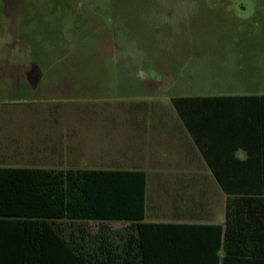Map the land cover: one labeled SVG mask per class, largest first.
<instances>
[{"label": "rangeland", "instance_id": "1", "mask_svg": "<svg viewBox=\"0 0 264 264\" xmlns=\"http://www.w3.org/2000/svg\"><path fill=\"white\" fill-rule=\"evenodd\" d=\"M245 91L264 93V0H0V132L53 115L154 116L148 180L186 177L200 165L179 166L190 148L172 98Z\"/></svg>", "mask_w": 264, "mask_h": 264}, {"label": "trees", "instance_id": "2", "mask_svg": "<svg viewBox=\"0 0 264 264\" xmlns=\"http://www.w3.org/2000/svg\"><path fill=\"white\" fill-rule=\"evenodd\" d=\"M242 99L219 95L171 101L200 156L220 181L221 173L212 161L218 157L211 156L209 149L217 155L221 147H234L237 125L242 123L236 116ZM147 181L143 170L0 167V223L17 225L10 237L11 249L0 243V260L14 264H264L263 191L236 194L226 188L224 225L154 222L147 216ZM88 222L101 224L96 233L82 225ZM113 222L125 226L113 230L109 226Z\"/></svg>", "mask_w": 264, "mask_h": 264}, {"label": "crops", "instance_id": "3", "mask_svg": "<svg viewBox=\"0 0 264 264\" xmlns=\"http://www.w3.org/2000/svg\"><path fill=\"white\" fill-rule=\"evenodd\" d=\"M248 92L234 94L244 97L238 101L236 116L242 123L237 125L239 131L233 141L234 147H221L217 155L209 149L211 156L218 157L212 161L221 173V181L212 174L178 117L183 134V139L178 140L180 150L190 148L189 153L181 150L179 166L199 164L200 172L197 170L186 177L148 180V220L150 187L156 189L153 193L156 200L154 220L150 221L181 224L224 225L226 188L235 190L236 194L264 192V93ZM25 120V124H30L28 127H17L12 134L0 132V167L145 171L142 166L146 165L153 149L147 142L158 134L160 125L158 118L142 115L75 118L53 115L49 122L38 127L33 126L36 119ZM149 162L157 165L153 158H149ZM168 199L169 216L165 210ZM12 224L0 223V243L9 249L14 244L10 237L17 228ZM0 264L14 263L0 260Z\"/></svg>", "mask_w": 264, "mask_h": 264}]
</instances>
